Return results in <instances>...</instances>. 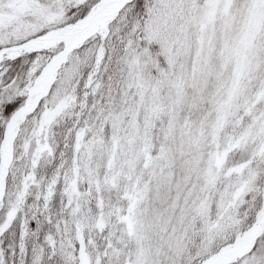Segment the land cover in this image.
<instances>
[{
    "label": "snow or ice",
    "instance_id": "1",
    "mask_svg": "<svg viewBox=\"0 0 264 264\" xmlns=\"http://www.w3.org/2000/svg\"><path fill=\"white\" fill-rule=\"evenodd\" d=\"M0 264H264V0H0Z\"/></svg>",
    "mask_w": 264,
    "mask_h": 264
}]
</instances>
